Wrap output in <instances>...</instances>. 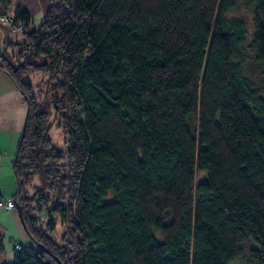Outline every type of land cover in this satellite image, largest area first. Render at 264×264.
I'll list each match as a JSON object with an SVG mask.
<instances>
[{"label":"trees","instance_id":"1","mask_svg":"<svg viewBox=\"0 0 264 264\" xmlns=\"http://www.w3.org/2000/svg\"><path fill=\"white\" fill-rule=\"evenodd\" d=\"M245 1L252 27L237 0H49L0 54L27 106L13 198L36 245L0 264H229L247 241L264 264V0Z\"/></svg>","mask_w":264,"mask_h":264},{"label":"crops","instance_id":"2","mask_svg":"<svg viewBox=\"0 0 264 264\" xmlns=\"http://www.w3.org/2000/svg\"><path fill=\"white\" fill-rule=\"evenodd\" d=\"M49 0H19L18 6L30 15V23L25 30H17L8 24H0V54L5 48L10 54L18 51L25 40V31L37 28L43 20ZM12 43V45H8ZM27 106L22 99L20 91L10 78L0 71V198L14 199L17 190L12 161L16 153L18 141L26 117ZM17 202V201H16ZM0 232L4 241L20 243L22 246H35L23 227L16 208L0 207ZM5 250L8 249L5 243ZM14 258L13 250H7L6 260Z\"/></svg>","mask_w":264,"mask_h":264},{"label":"rangeland","instance_id":"3","mask_svg":"<svg viewBox=\"0 0 264 264\" xmlns=\"http://www.w3.org/2000/svg\"><path fill=\"white\" fill-rule=\"evenodd\" d=\"M235 13L237 15H240L244 19H246L248 21L249 27L253 26L252 9L246 4L245 0H237V7L235 9ZM247 71L250 73V75L254 79L260 78L261 67L257 63V61L254 59V57H252V60H250ZM45 78L46 76L42 74H34V73H29L26 76V79L32 80L34 84L41 82V80L42 79L44 80ZM41 86L43 87V84ZM50 123H51V127L49 130L50 138L52 139L53 143L56 146H58L59 148L63 150H66L68 147L67 134L65 133L63 126L59 123V119L56 117V112L54 110L50 117ZM35 186H39V179L37 176H35V178L32 181V184L28 187L29 195L33 194ZM37 215H38L39 220L42 223H44L45 220L47 219V212H46L45 207H39V211ZM62 232H63V227L61 226V223L59 222L58 228L54 232V236L57 240H59ZM252 238L253 237H251V239ZM3 243H4V250L0 254V262L11 263L15 260L16 258L15 254L18 251L15 248V246L16 244H20V243H17V242L14 243L9 240H5ZM5 243H7L8 245L7 250H13L14 258L10 260V262H7L6 260L7 250H5V245H6ZM257 245L258 243L255 244L254 241H247L246 243H242L238 255L229 264H260L259 259L256 257V252L253 250L255 247H257ZM20 246L22 247L21 244Z\"/></svg>","mask_w":264,"mask_h":264},{"label":"built area","instance_id":"4","mask_svg":"<svg viewBox=\"0 0 264 264\" xmlns=\"http://www.w3.org/2000/svg\"><path fill=\"white\" fill-rule=\"evenodd\" d=\"M19 0H11V7L6 10L5 13L0 15V24H8L14 29L25 30V22L23 20L15 21L16 11L15 8L18 6ZM17 202L14 199L4 200L0 198V207L8 209L16 208ZM15 248L18 250L21 248L20 244H16Z\"/></svg>","mask_w":264,"mask_h":264},{"label":"water","instance_id":"5","mask_svg":"<svg viewBox=\"0 0 264 264\" xmlns=\"http://www.w3.org/2000/svg\"><path fill=\"white\" fill-rule=\"evenodd\" d=\"M16 209H17V211H18V213H19V216H20L21 222H22L23 227H24V229H25L26 227H25L24 221H23V219L21 218V216H22V205H21L20 203H17V205H16ZM26 232H27V231H26Z\"/></svg>","mask_w":264,"mask_h":264}]
</instances>
